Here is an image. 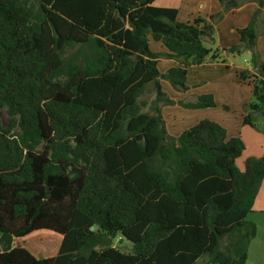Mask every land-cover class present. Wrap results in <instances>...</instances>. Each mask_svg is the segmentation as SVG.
<instances>
[{"label":"trees","instance_id":"16d2710c","mask_svg":"<svg viewBox=\"0 0 264 264\" xmlns=\"http://www.w3.org/2000/svg\"><path fill=\"white\" fill-rule=\"evenodd\" d=\"M154 1L0 0V231L61 235L53 256L15 244L0 264H246L264 155L240 168L242 139L206 118L170 134L162 107L216 103L172 99L161 82L185 92L189 66L254 50L264 0L222 49L206 46L213 24L245 0L187 22ZM160 58L177 65L160 72ZM250 63L237 77L252 82L243 124L256 128L264 61Z\"/></svg>","mask_w":264,"mask_h":264},{"label":"crops","instance_id":"0c3cea01","mask_svg":"<svg viewBox=\"0 0 264 264\" xmlns=\"http://www.w3.org/2000/svg\"><path fill=\"white\" fill-rule=\"evenodd\" d=\"M154 5L177 9L176 18L181 22L192 21L197 16L208 18L210 14L220 10L217 0H155ZM256 6L254 0H245L238 7L226 12L221 20L213 24L214 42L206 46L222 49L239 43L236 29L248 24ZM256 30L255 49L242 51L239 54L244 57L242 61L232 56L234 54L220 53L224 61H207L200 65L189 66L186 74V84L189 88L185 92H177L168 82H161L163 90L172 99L186 102L193 101L198 95H213L216 103L213 107L197 109H187L177 105L162 107L167 130L172 135H178L184 128L203 118L218 122L226 129L229 137L239 136L244 143L242 155L237 159L240 168H243V161L246 158L264 155V133L259 130L264 118L254 113L252 119L257 127L243 124L245 114L243 104L251 98L252 82L237 77L242 69L253 70L249 59L253 52L264 61V6ZM150 38L148 37V45L153 52H166L159 41L152 40L153 46H150L152 39ZM175 65L177 62L171 58H160L157 63L160 72H165ZM183 122L186 123L182 124ZM246 217L256 225V235L247 248L246 264H264V180ZM18 240L20 239L14 238L12 245L19 244L16 243Z\"/></svg>","mask_w":264,"mask_h":264},{"label":"rangeland","instance_id":"374dc122","mask_svg":"<svg viewBox=\"0 0 264 264\" xmlns=\"http://www.w3.org/2000/svg\"><path fill=\"white\" fill-rule=\"evenodd\" d=\"M151 39V38H150ZM150 40V46H153V40ZM207 44V43H206ZM236 57L239 61L243 60V55L234 54L232 55ZM250 59V57H249ZM144 98H147L146 96ZM254 114V113H253ZM9 119V116L6 112V109L3 108L0 110V120L3 124H5ZM183 122L182 124H185ZM181 125V124H180ZM257 127V126H256ZM259 130L264 133V119L260 123ZM246 220H249V217H245ZM61 241V235L50 232L48 230H38L35 231L26 237L16 241L26 249H28L34 256L36 257H50L57 253ZM114 245L121 247L123 250H128L129 247L125 245L127 242L125 240L118 241L117 239L113 240Z\"/></svg>","mask_w":264,"mask_h":264},{"label":"water","instance_id":"95a60500","mask_svg":"<svg viewBox=\"0 0 264 264\" xmlns=\"http://www.w3.org/2000/svg\"><path fill=\"white\" fill-rule=\"evenodd\" d=\"M97 225L92 224L90 227V230L94 231L96 230ZM15 237H13L8 232H1L0 231V252L8 251L12 248V241Z\"/></svg>","mask_w":264,"mask_h":264}]
</instances>
